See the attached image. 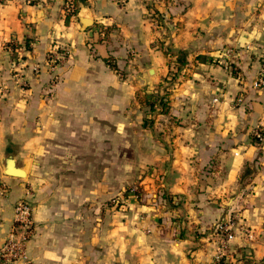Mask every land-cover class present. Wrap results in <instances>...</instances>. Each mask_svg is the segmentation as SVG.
<instances>
[{
	"label": "crops",
	"instance_id": "0c3cea01",
	"mask_svg": "<svg viewBox=\"0 0 264 264\" xmlns=\"http://www.w3.org/2000/svg\"><path fill=\"white\" fill-rule=\"evenodd\" d=\"M75 1L67 22L66 0H0V246L15 203L27 198L37 202L34 263L94 264L91 238L76 247L61 223H47L59 211L48 201L58 189L115 195L110 180L122 187L125 173L110 179L108 150L123 165L128 147L134 164L157 162L143 181L166 196L116 225L103 242L108 259L264 264V139H253L264 130V0ZM7 44L17 46L15 56ZM55 45L70 56L52 63ZM180 51L187 62L179 67ZM172 70L177 78L166 81ZM166 85L168 111L152 110L155 123L145 124L140 94ZM18 148L31 158L27 177L4 170ZM50 165L56 188L44 174ZM60 165L68 174L54 173Z\"/></svg>",
	"mask_w": 264,
	"mask_h": 264
},
{
	"label": "rangeland",
	"instance_id": "374dc122",
	"mask_svg": "<svg viewBox=\"0 0 264 264\" xmlns=\"http://www.w3.org/2000/svg\"><path fill=\"white\" fill-rule=\"evenodd\" d=\"M234 70L236 69L234 68ZM143 95L144 93L140 94L139 101L146 109H148V116L146 117L153 119L154 124V118L149 116L150 113L152 114V109L145 99L143 100ZM155 109L162 111L160 104H156ZM162 133L163 132L158 130L156 135L162 139ZM111 150L112 149L108 150V153L110 154L109 163L107 165L108 176L110 179H116L118 176L119 179L121 175L120 171L122 169H124L125 173L124 185L122 187L117 186V184L121 183V180H110L112 188L114 190L116 188L119 189L115 195L106 197L93 196L92 198L85 199L84 196L71 194L68 189H58L55 193L56 196H52V199L50 198L48 201L50 204L53 203L54 205H57L59 211L51 213V218L48 219L47 223H50L52 226L53 224L55 225L61 223V229L66 231V235L69 234V237L75 240L76 247L82 246L80 241H87L88 245V238H91L93 240L91 256L92 263L94 264H116L115 260H110L106 257L107 249L105 248L106 246L103 242L108 238H112L117 235L116 225L120 221L126 220L129 217L128 212L130 210L136 211L137 209L135 208L140 206V204L148 203L150 201L153 202L155 198H158V195L166 196L164 191H160V187L157 185L149 186L146 181H143L145 176L155 172L157 167H159L157 162L147 164L146 166L134 164L133 160L136 151H134L133 148L126 147L123 151L124 164H116V154L111 153ZM144 150L146 151L148 149H142V151ZM9 152V154H13L16 158H18L20 165L25 166L28 170L31 158L28 153L26 154V151L22 153V150L18 148ZM49 167L50 168L48 170H44V174L50 178L49 185L52 188H56L54 185L56 180L52 177L53 171L51 169V165ZM64 167L65 165H60V170H54V173L62 170L65 174H68L69 170H65ZM97 175H99V173H97ZM24 177H27V175ZM64 177L66 180H64L63 183L68 184V176ZM42 182L47 181L43 180ZM134 188L135 190H141V195L137 198H134L136 197L133 193ZM53 193L54 192L50 193L48 196H51ZM131 195L133 198H131ZM44 196H47V194ZM30 203L33 208L34 205L37 204V202H32V200H30ZM53 214L55 215V218L53 217ZM140 217H142V219L144 218L142 213H140ZM78 251L83 252L82 248H78ZM101 253L104 254L101 255ZM90 263L91 260H88V264ZM127 263L128 262L126 260L125 264Z\"/></svg>",
	"mask_w": 264,
	"mask_h": 264
},
{
	"label": "built area",
	"instance_id": "2783aa9c",
	"mask_svg": "<svg viewBox=\"0 0 264 264\" xmlns=\"http://www.w3.org/2000/svg\"><path fill=\"white\" fill-rule=\"evenodd\" d=\"M31 1V0H29ZM77 7L75 0H66V12H73ZM70 56V49L66 46L55 45L50 51L52 63H59ZM258 84H264V66L258 76ZM261 127L255 130L260 139H264ZM134 195L137 197L135 188ZM14 221L11 224L9 233L0 246V264H16L19 260H25L30 264L34 263L28 255V243L34 230L33 207L27 198H20L14 207Z\"/></svg>",
	"mask_w": 264,
	"mask_h": 264
},
{
	"label": "trees",
	"instance_id": "16d2710c",
	"mask_svg": "<svg viewBox=\"0 0 264 264\" xmlns=\"http://www.w3.org/2000/svg\"><path fill=\"white\" fill-rule=\"evenodd\" d=\"M36 1H38V0H31V2H36ZM77 9H78V7H76L73 12H71V11L67 12V15H66V21L67 22L69 21L70 16L72 14L77 13ZM160 16H161V14L159 13V20H161ZM6 46L10 50H12V55L13 56H15L17 54V51H18L17 46L11 45V44H7ZM107 59H108V62L110 63V65L112 67H114L117 70H120V67L118 66L117 62L114 60V58L112 56H109ZM177 61L179 62V67L182 64L186 63L187 62V52L180 51L178 53ZM177 76H178V71L172 70L170 72V75L166 78V81H169V82L174 81L177 78ZM168 94H169V89H168V87L166 85L165 86V91L163 93H161L160 90H157L156 92L155 91H153V92H145L144 95H143V100L145 99V101L149 104V106H150V108L152 110H155L156 104H160L161 108H162L161 109L162 112H166V111H168V106H169ZM144 123L152 125L153 124V119H150L149 117H145ZM262 132L264 133V130H262ZM253 139L255 141H261L262 140V139H260L257 136L255 131H254ZM136 193L138 194V196H140L141 195V190L136 189Z\"/></svg>",
	"mask_w": 264,
	"mask_h": 264
},
{
	"label": "water",
	"instance_id": "95a60500",
	"mask_svg": "<svg viewBox=\"0 0 264 264\" xmlns=\"http://www.w3.org/2000/svg\"><path fill=\"white\" fill-rule=\"evenodd\" d=\"M84 23L87 26L89 22L88 20H84ZM4 166H5L4 170L7 174L21 176V177L27 175L26 167L18 164L17 159L13 154H9L8 156L5 157Z\"/></svg>",
	"mask_w": 264,
	"mask_h": 264
},
{
	"label": "bare ground",
	"instance_id": "6f19581e",
	"mask_svg": "<svg viewBox=\"0 0 264 264\" xmlns=\"http://www.w3.org/2000/svg\"><path fill=\"white\" fill-rule=\"evenodd\" d=\"M26 175V174H25Z\"/></svg>",
	"mask_w": 264,
	"mask_h": 264
}]
</instances>
